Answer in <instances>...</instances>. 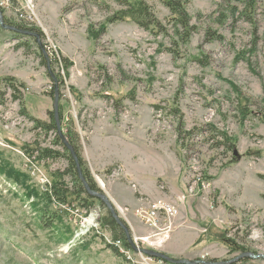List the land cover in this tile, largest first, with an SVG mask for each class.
<instances>
[{"label":"rangeland","instance_id":"1","mask_svg":"<svg viewBox=\"0 0 264 264\" xmlns=\"http://www.w3.org/2000/svg\"><path fill=\"white\" fill-rule=\"evenodd\" d=\"M145 1L165 32L109 21L125 0H0V170L13 167L45 190L51 172L68 165L34 162L22 149L39 142L62 150L54 131L32 119L51 121L56 82L37 41L2 29L7 17L41 31L64 133L79 134L101 193L140 249L194 264H264V0H183L195 27L188 44L163 0ZM54 57L73 62L68 74ZM6 77L25 84L21 101ZM220 132L235 139L231 147ZM34 200L0 171V264H172L132 248L115 254L94 225L108 214L99 205L79 209L84 219L70 215L68 227L58 221L72 232L59 242L39 226ZM155 201L178 211L161 229L136 215ZM231 239L248 255L230 253Z\"/></svg>","mask_w":264,"mask_h":264},{"label":"trees","instance_id":"2","mask_svg":"<svg viewBox=\"0 0 264 264\" xmlns=\"http://www.w3.org/2000/svg\"><path fill=\"white\" fill-rule=\"evenodd\" d=\"M125 2L126 8L118 10L116 13H114L109 21L132 20L141 27H144L145 29H151L153 32H165L167 30L166 26L164 27L157 17L154 8L145 0H125ZM163 2L172 13L169 22L174 25L177 35L183 40V42L185 44H188L193 35L195 27L191 26L190 24V19L183 0H163ZM4 22L7 25H12L22 30L32 31L34 33H38L41 36V31L37 27L30 26L24 22H15L7 17L4 18ZM2 29L4 28L2 27ZM10 32L14 33L16 36L18 35L29 37L37 41V37L34 35L23 34L15 31ZM24 45H26V43ZM40 57L42 58V63L47 66L49 63H53L51 58L49 60L46 59L42 49L40 52ZM53 59L54 63L57 62L59 65H61L68 74L70 68L73 65V62L66 57H62V59L60 60L58 57H54ZM58 79L61 85L65 83L63 74H59ZM1 81L6 82V84L14 90L15 99L21 101L22 94L19 91V87L25 88V84L19 82L18 85V80L14 77H6ZM52 93L54 94V90L51 91L50 94ZM0 103H3V93L1 89ZM242 113H244V115H249L250 111L247 109V107H242ZM59 115L60 122H62V126H64V114L61 106L59 109ZM50 116V122L35 119L33 117L32 119L35 121L36 128L42 129L46 133L54 131L55 144L61 146L62 150L50 146L42 147L39 142L35 145L24 144L22 146V149L25 152V155L28 158L34 160V162L46 163L45 165H47V162L49 160L64 158L68 162L67 167H65V169L63 170L58 169L51 172L52 180L46 184L45 190L39 189L35 185H31L27 175L17 169L15 170V168L13 169V167L9 168L8 170H6L7 168H2L0 170L1 173L6 174L8 178L13 179L16 183H20L26 189V196L28 198L33 197L35 199L34 206H36L40 211L38 212L39 216L37 217L39 226L43 229H50L51 234L56 235L55 237L58 238L57 241L64 242L69 240L72 236V232H70L69 228H67L68 231L65 232L64 229L58 227V225L56 224L58 221H61L65 227H68V225L65 224H67L66 221L69 220V216L74 213L73 211L79 210L81 208L91 209L96 205H99L103 209H107L108 212V214L103 216L100 220L102 227L108 230L115 240H120L123 244L124 249H131L125 230L112 216L107 205L102 200L88 192L85 183L79 175L77 163L72 155L71 150H69V148L65 145L62 138L58 134V125L54 116V111L50 112ZM220 133H222L221 135L228 142V146L231 147L234 144L235 139L230 137L226 132ZM66 137L68 138L70 144L77 154L78 161L80 162L83 175L88 182V185L92 190L101 193L103 190L98 186V183L96 182L90 170L88 162L81 154L79 134L72 127H70L66 132ZM226 244L230 246V253H234L237 251H241V253H244L248 250L246 246L239 244L233 239L227 241ZM107 245L109 248L113 249L115 254L120 257H125L124 252L121 251L119 246L112 244ZM155 259L159 260L157 258Z\"/></svg>","mask_w":264,"mask_h":264},{"label":"water","instance_id":"3","mask_svg":"<svg viewBox=\"0 0 264 264\" xmlns=\"http://www.w3.org/2000/svg\"><path fill=\"white\" fill-rule=\"evenodd\" d=\"M1 12V11H0ZM1 26L4 29L10 30V31H15V32H19V33H23V34H29V35H34L37 37V42L41 45V49L44 52V55L46 57L47 60H49V55L47 53V51L45 50L44 47H42L41 44V40H40V35L38 33H34L32 31H28V30H22L19 28H16L12 25H7L5 24V22L2 20L1 21ZM48 69L50 71V73L52 74V77L54 78L56 85H55V90H54V98H55V104H54V116L55 119L57 121V125H58V134L60 135V137L62 138L63 142L65 143V145L69 148V150H71L72 155L74 157V159L76 160L77 163V169L79 172V175L81 177V179L83 180V182L85 183V186L88 190L89 193H91L92 195L96 196L97 198H99L100 200H102L108 207V209L110 210L112 216L115 218V220L121 225V227L125 230L126 234H127V238L129 241V244L131 246L132 249L140 251L142 254L148 255L152 258H157V259H161L164 260L166 262L172 263V264H194V261H189V260H185V259H178V258H174L164 252L161 251H157V250H153V249H149V248H142L140 249L137 245H136V241L135 239L132 238L128 227L126 226V224L122 221V219L120 218V216L118 215V212L116 211V209L114 208L112 202L108 199L107 195L104 193H100L97 191H94L90 188V186L88 185V182L86 181L84 175H83V171H82V167L80 165V162L78 161V157L77 154L74 150V148L72 147V145L70 144L68 138L66 137V134L64 133V129L61 126V122H60V115H59V102H60V93H59V87L57 85V78L55 77V75L52 73V69H51V65L50 63L48 64ZM235 153L238 154V152L235 150ZM248 255V253H244L243 256ZM219 264H226L225 262L219 263Z\"/></svg>","mask_w":264,"mask_h":264},{"label":"built area","instance_id":"4","mask_svg":"<svg viewBox=\"0 0 264 264\" xmlns=\"http://www.w3.org/2000/svg\"><path fill=\"white\" fill-rule=\"evenodd\" d=\"M21 17L24 19H27V17H25L24 14H21ZM184 200H185V198L183 197L181 201H184ZM80 211L81 210H75V211H73L74 212L73 214L77 217L84 219V217H83L84 213L82 211L81 212ZM136 211H137L136 215L138 217H140L142 219V221H144L146 224H148L152 227L159 228V229H161V226H163V225L171 224L170 223L171 217H174L178 212L176 205H168L164 201H155L154 203L150 204L149 206L142 207L140 209H137ZM161 218H164V220H163L165 222L164 224H162L160 222ZM94 225L96 226V228H98L99 225H101V223L100 224L95 223ZM94 225L92 226L93 228L95 227ZM84 227H86V226H83V228ZM106 232H108V233H106ZM105 236H106L107 244L123 245L120 240H115L108 230L105 231ZM168 236H169V234H167L166 237H168ZM123 252L124 253L126 252L124 247H123Z\"/></svg>","mask_w":264,"mask_h":264},{"label":"crops","instance_id":"5","mask_svg":"<svg viewBox=\"0 0 264 264\" xmlns=\"http://www.w3.org/2000/svg\"><path fill=\"white\" fill-rule=\"evenodd\" d=\"M130 200H131V202H132L133 205H137V204H136V203H138L137 201H135V200H133V199H130ZM176 231H178V230L176 229ZM176 231L172 234V236H168L169 241H170V239H171V241H172L173 239H175V235H176V233H177Z\"/></svg>","mask_w":264,"mask_h":264},{"label":"bare ground","instance_id":"6","mask_svg":"<svg viewBox=\"0 0 264 264\" xmlns=\"http://www.w3.org/2000/svg\"><path fill=\"white\" fill-rule=\"evenodd\" d=\"M44 186H45V185H44ZM81 232H82V230H81ZM81 232H80V233H81ZM80 233L78 232V233H77V236H80V235H79ZM81 236H82V235H81ZM81 238H82V237H81ZM76 240H77V239H76ZM69 243H70V241H69ZM69 243H68V244H69ZM69 245H70V244H69ZM67 246H68V245H67ZM117 246H121V245H117ZM122 246H123V245H122ZM70 249H71V248H70ZM121 251L123 252V250H121ZM65 252H66V251H65Z\"/></svg>","mask_w":264,"mask_h":264}]
</instances>
